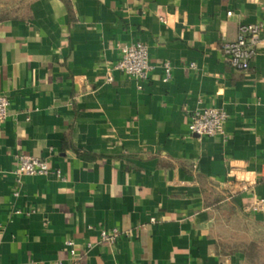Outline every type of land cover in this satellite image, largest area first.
I'll list each match as a JSON object with an SVG mask.
<instances>
[{
	"label": "crops",
	"instance_id": "1",
	"mask_svg": "<svg viewBox=\"0 0 264 264\" xmlns=\"http://www.w3.org/2000/svg\"><path fill=\"white\" fill-rule=\"evenodd\" d=\"M242 23L247 71L221 50ZM134 42L149 81L108 82ZM0 93V264H264V0H0ZM208 108L224 134L191 136ZM23 154L64 180L19 177Z\"/></svg>",
	"mask_w": 264,
	"mask_h": 264
},
{
	"label": "built area",
	"instance_id": "2",
	"mask_svg": "<svg viewBox=\"0 0 264 264\" xmlns=\"http://www.w3.org/2000/svg\"><path fill=\"white\" fill-rule=\"evenodd\" d=\"M227 15L232 16V12H228ZM262 30V23H242L238 27L237 39L222 44L223 55L233 69L238 71L250 69L256 56ZM191 67H194V65H191ZM164 68V81L168 82L172 74V64L166 62ZM151 69L148 46L143 42H134L121 47L120 59L110 68L107 80L110 83L113 82V72L118 71L135 79L139 84V88L142 89L143 85L149 81ZM9 104L8 98L0 93V124H3L8 118ZM227 119V113L220 109L208 108L195 111L189 123V133L198 139L223 135ZM17 162L19 177L46 176L53 172L59 179L64 180L60 170H51L48 163L40 158L23 154L18 156ZM241 187L243 191L248 190L247 185H241ZM263 205L264 201L259 200L251 206L250 210L260 212L263 210ZM119 232L118 229H113L111 232L101 231L100 242H115ZM68 245L71 246L72 243H68Z\"/></svg>",
	"mask_w": 264,
	"mask_h": 264
}]
</instances>
